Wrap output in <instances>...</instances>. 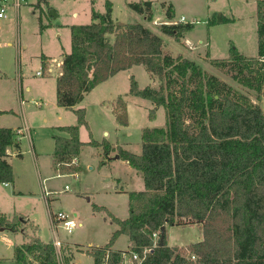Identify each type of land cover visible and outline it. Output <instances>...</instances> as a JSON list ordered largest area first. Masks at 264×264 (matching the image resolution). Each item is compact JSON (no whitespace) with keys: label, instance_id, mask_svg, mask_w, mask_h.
Returning <instances> with one entry per match:
<instances>
[{"label":"trees","instance_id":"obj_1","mask_svg":"<svg viewBox=\"0 0 264 264\" xmlns=\"http://www.w3.org/2000/svg\"><path fill=\"white\" fill-rule=\"evenodd\" d=\"M133 12L151 19V2L128 3ZM112 5L105 3V13H92V23L70 27L71 47L63 55L55 82L56 105L72 110L76 124L57 128L67 136L54 135L52 166L57 174H73L70 166L78 158L83 143L80 126H86L85 110L75 109L84 96L120 71L143 66L148 76L160 80L158 88L139 89L130 77L129 94L162 107L166 115L164 128L142 130L139 155L120 146L116 155L139 172L144 190L128 194V216L120 220L108 213L117 225L109 242L87 252L93 264H101L106 250L117 238L126 235L129 250L147 253L144 264H264V113L258 103L244 94L221 86L217 110L208 121L193 129L189 105L192 98L187 73L195 70L192 63L179 56L163 53V39L141 24L113 20ZM172 5L166 17L172 19ZM257 56L248 58L231 46L226 60H213L216 67L232 65L245 88L259 101L264 90V0H256ZM212 17L208 25L229 20ZM44 26L40 24V29ZM192 29V24L160 26V33L179 41ZM112 37V39L110 38ZM42 59V69L45 68ZM112 113L121 127L128 126L126 103L115 100ZM4 112H0L2 115ZM153 115V111L150 112ZM16 132L0 128V183L13 182V170L7 161V149L18 148ZM88 145L102 147L105 165L111 145L91 140ZM78 169V168H77ZM94 210L102 208L94 206ZM24 218L8 220L0 215V229L17 233ZM199 225L202 239L181 247H169L168 226ZM153 234H157L153 246ZM162 238V245L160 240ZM112 251V250H111ZM121 251H113L114 261ZM30 256L39 264H56L53 243L30 239L14 248L13 264H27ZM196 260H191V257ZM28 257V258H27ZM68 263V260H65Z\"/></svg>","mask_w":264,"mask_h":264},{"label":"rangeland","instance_id":"obj_2","mask_svg":"<svg viewBox=\"0 0 264 264\" xmlns=\"http://www.w3.org/2000/svg\"><path fill=\"white\" fill-rule=\"evenodd\" d=\"M106 1L112 5L113 20L141 24L163 39L164 54H169L174 59L179 56L184 62L195 66L194 71L189 69L187 73L192 91L188 112L193 129L206 123L211 111L217 110L216 95L221 94L222 85L246 95L254 103H258L264 113V90L260 100L256 101L255 93L237 80L244 77V73L239 74L232 65L219 68L212 62L226 60L231 46L245 57L257 56L254 0H20L18 7L11 6L6 18L0 19V71L8 76L5 82L0 83V93L5 92L10 100L14 98L10 105L14 107V111L20 112L21 78L23 111L30 125V136L25 134L21 141L23 158L12 161L13 176L17 178L20 191L31 192L35 197L28 195L11 199L9 190L0 187V212L8 220H12L15 215L24 216L34 225L26 223L25 226L22 222L18 227L19 233L8 234L11 235L8 238L13 240V246L24 239L25 243V236H34V233L45 242L57 240L60 247L55 252L68 260L66 264H93V259L87 252L107 244L117 229L108 213L120 220L126 219L128 194L138 189L137 184L140 182L135 181L127 165L120 161H110L106 166H99L100 161L104 160L100 146L83 147L79 163L76 158V164H70L77 170L76 173L60 175L52 166L53 135H58L56 127L76 124L74 112L58 107L55 101L59 63L71 47L70 27L91 24L93 12L105 13ZM147 1L154 3L150 20L146 14L139 15L127 7L128 3ZM168 5L173 7L172 19L166 17ZM181 16L192 22V29L182 39L175 41L160 33L163 22L175 23ZM212 17L218 21L225 17L229 21L209 26ZM40 24L44 26L42 29ZM42 54L47 59L45 71L42 70ZM42 71L41 76L36 75ZM130 77L134 78L139 89H144L149 84L153 88L160 85V80L156 77H151L150 83L145 68L139 65L116 73L97 89L87 93L75 107L83 108L86 112L88 128L82 129V140L92 138L98 143L106 140L138 155L142 146V130L165 127L166 115L162 107L155 111L150 101L129 94ZM118 97L128 107L126 127L116 126L109 107L99 109L95 106L103 98L107 100L105 106L114 107L115 101L111 104L108 100ZM151 111L154 115H151ZM36 164L43 171L41 179L47 177L46 181L39 180ZM94 206L102 210H94ZM48 209L52 214L61 212L69 215L80 226L77 225L70 234L63 223H57L53 228ZM166 227V242L169 245H189L202 239L201 228L197 225ZM22 230L25 236L20 232ZM129 246L126 235L119 236L114 244V248L120 250H127ZM13 253L14 247H10L9 241L0 236V258H13ZM191 260H196V257ZM26 263L39 264V261L30 256Z\"/></svg>","mask_w":264,"mask_h":264},{"label":"crops","instance_id":"obj_3","mask_svg":"<svg viewBox=\"0 0 264 264\" xmlns=\"http://www.w3.org/2000/svg\"><path fill=\"white\" fill-rule=\"evenodd\" d=\"M244 1H248V0H244ZM254 3H256V1L254 0ZM154 3H152L151 2V8H153L154 9ZM181 17H183V16H181ZM6 18V17H5ZM4 19V18H3ZM185 39H186V37H185ZM188 43H190V42H188ZM42 59H43V54H42V56H41V62H42ZM47 59H45L44 60V63H45V61H46ZM61 63V62H60ZM60 63H59V65H60ZM46 66V65H45ZM134 67V66H133ZM131 69V68H130ZM130 69H128V70H130ZM42 70H44L45 71V68L44 69H42ZM128 70H126V71H128ZM42 74H43V71H42ZM8 79V76H7V74L6 73H2V71H0V83H3V82H5L6 80ZM110 79V78H109ZM19 80V79H18ZM107 81V80H106ZM149 82L150 83H152V80H150V77H149ZM104 83V82H103ZM102 84V83H101ZM100 85V84H99ZM99 85L97 86V87H99ZM151 87H153L152 86V84H149ZM19 86H20V95H21V100H20V104H21V107H20V112H16V111H14V107H12V105H10V103H12V102H14V98H11V100L10 99H8V95L5 93V92H1L0 93V112H4L2 115H0V128H8V129H11V130H18V129H21L22 130V136L20 135V137H19V139H18V148L17 149H15V148H13V147H9L8 149H7V151H6V153H7V155H8V157H7V161H8V163L11 165V167H12V170H13V166H12V161L13 160H15V159H22L23 158V154H22V152H21V141H22V138L25 136V134H28V137L30 136V125H29V122H28V120H27V117L25 116V114H24V111H23V105H24V100H23V91H22V80H21V78H20V80H19ZM97 87H95L92 91H94L95 89H97ZM91 91V92H92ZM86 96V95H85ZM116 99V98H115ZM115 99L113 98L112 99V101H110V100H108V102H111V104H113V102L115 101ZM105 102H107V100H105V99H103V98H101L100 100H98L96 103H95V106H97L99 109H102L103 107H109V109H110V112H111V114L113 115V113H112V110H113V107H112V105H111V107L109 106V105H106L105 106ZM79 105V104H78ZM77 105V106H78ZM76 107V106H75ZM158 108H156L155 109V111L157 110ZM85 110V109H84ZM127 113H128V107H127ZM85 115H86V112H85ZM154 115V114H153ZM115 118V117H114ZM76 120V119H75ZM86 121V120H85ZM75 123H76V121H75ZM86 125L87 126H84V125H82V126H80V128H79V140L83 143V146L81 147V149H80V151L83 149V147L85 146V145H88V143L92 140V138H91V140H82V138H81V131H82V129H85V128H88V123H87V121H86ZM116 126H119L118 124H117V122H116ZM59 127H64V126H59ZM59 127H56V129H55V131L58 133V135H60V136H64V137H66L67 135L65 134V133H63V132H60V131H58L57 130V128H59ZM119 127H121V126H119ZM164 128V127H163ZM27 130V131H26ZM105 135H106V133H104ZM54 135H56V134H54ZM53 135V136H54ZM93 141H95V140H93ZM53 143H54V141H53ZM98 143V142H97ZM108 143L111 145V147H112V151L109 153V155H107V157L108 158H110V161H120L121 163H123L124 165H127V167H128V171H129V173H131L132 175H133V177H134V179H135V181H140V182H138V184H137V188H138V185H139V188L138 189H135V191H131V192H140V191H143L144 190V183H143V179H142V176H141V174L139 173V172H137L136 170H134V169H132L125 161H122L121 159H119L118 157H117V155H116V147L117 146H119L118 144H114V143H111V142H109L108 141ZM113 144V145H112ZM90 146V145H89ZM121 147V146H120ZM53 150H54V146H53ZM141 153V152H140ZM53 154V153H52ZM80 154V153H79ZM139 155V154H138ZM110 161H108L106 164H108V163H110ZM77 163H79V156H78V158H77ZM106 164L105 165H103V166H106ZM78 166V165H77ZM36 167H37V175H38V178H39V180H41L42 182H44V181H46V179H47V177H42V179H41V174H42V170L41 169H39V167H38V164H36ZM14 172V171H13ZM14 174V173H13ZM56 176H58V175H56ZM49 178V177H48ZM19 183L17 182V178L16 177H14L13 178V182L12 183H0V187H2V188H4V189H8L9 190V192H10V198L11 199H16V198H18V197H22V196H28L29 195V197H30V195L31 196H33V197H35V195L34 194H32L31 192H28V193H25V192H23V191H20L19 189H18V187H20L19 185H18ZM42 188H44V186L42 185ZM43 190V189H42ZM115 191L117 190V187H116V189H114ZM134 190V189H133ZM121 191H122V189H121ZM49 212H50V210L48 209V214H49ZM0 215H3V216H5L6 217V215L4 214V213H1L0 212ZM20 215V214H19ZM73 216H76L75 214L73 215ZM23 218H24V223H25V226H26V223L27 224H32V222L29 220V219H26V217H24V216H22ZM33 225V224H32ZM78 226H80V224H77ZM34 226V225H33ZM191 226V225H190ZM195 226V225H194ZM197 226H199V225H197ZM76 228V227H75ZM198 228H200V226L198 227ZM167 229V227L165 228V230ZM24 236H25V234H24V231L22 230V231H20ZM17 233H19V232H17ZM16 233V234H17ZM8 234H15V233H12V232H10V231H8V230H4V229H2V230H0V236L2 237V239H7L8 241H9V243H10V247L12 246V247H16V246H19V245H21V244H23L24 243V240L23 241H21V242H17V243H14V246H13V240L12 239H9L8 238V236H11V235H8ZM34 236H30V237H33V239H38L41 243H45V244H47V243H57L58 241L57 240H52L51 242H45V241H42L41 239H40V237H37L36 235H35V233L33 234ZM14 238H15V236H13ZM26 238H27V240H26V242H28L29 240H30V237H27V236H25ZM25 242V243H26ZM169 247H184V246H186V245H169V244H167ZM111 250L112 251H122V250H120V249H115L114 248V245H113V247L111 248ZM14 254V253H13ZM3 262H5V263H9V264H13V258H8V259H5V258H0V264L1 263H3Z\"/></svg>","mask_w":264,"mask_h":264},{"label":"built area","instance_id":"obj_4","mask_svg":"<svg viewBox=\"0 0 264 264\" xmlns=\"http://www.w3.org/2000/svg\"><path fill=\"white\" fill-rule=\"evenodd\" d=\"M19 5H20V0H0V19H3L7 16V11L11 6L18 7ZM163 23L164 25H172L177 23L192 24V22L187 21L185 17H180L178 19V22L175 23L174 22H163ZM36 75L41 76L42 72H37ZM38 106H40V104H38ZM15 132L17 136L19 137L20 135L22 136L23 132L21 129L15 130ZM70 164H76V158H74ZM66 189L67 187H65V190ZM49 221L53 228L57 225V223H63L66 227L67 233L69 234L72 233L74 228L77 226V223L73 218H70L69 215L61 212L56 214H52L51 212H49ZM153 240H154L153 246H156L157 234H153ZM53 245L55 249L60 247V244L58 242L56 244L54 243ZM112 252L113 251L111 250L105 251L101 264H144L146 255L147 253L151 252V249L145 250L142 254L137 253L135 251H131L129 249L122 250L121 252L118 253L114 261L110 256ZM191 258L194 259V256H192ZM55 260H56V264H66L63 256L57 251L55 252Z\"/></svg>","mask_w":264,"mask_h":264},{"label":"water","instance_id":"obj_5","mask_svg":"<svg viewBox=\"0 0 264 264\" xmlns=\"http://www.w3.org/2000/svg\"><path fill=\"white\" fill-rule=\"evenodd\" d=\"M0 230H2V229H0ZM165 232V227H162L161 228V233L163 234ZM160 245H162V238H161V240H160Z\"/></svg>","mask_w":264,"mask_h":264}]
</instances>
